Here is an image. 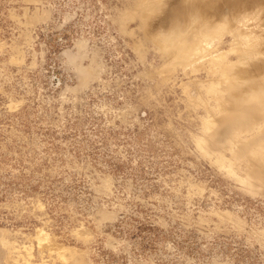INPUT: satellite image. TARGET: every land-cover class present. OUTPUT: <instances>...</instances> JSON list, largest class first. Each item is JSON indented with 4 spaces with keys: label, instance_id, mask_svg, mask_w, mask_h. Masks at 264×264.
Here are the masks:
<instances>
[{
    "label": "rangeland",
    "instance_id": "1",
    "mask_svg": "<svg viewBox=\"0 0 264 264\" xmlns=\"http://www.w3.org/2000/svg\"><path fill=\"white\" fill-rule=\"evenodd\" d=\"M223 1L0 0V264H264V0Z\"/></svg>",
    "mask_w": 264,
    "mask_h": 264
},
{
    "label": "bare ground",
    "instance_id": "2",
    "mask_svg": "<svg viewBox=\"0 0 264 264\" xmlns=\"http://www.w3.org/2000/svg\"><path fill=\"white\" fill-rule=\"evenodd\" d=\"M243 1H245V0H224L223 3H222V5L220 6V8L221 9H226V8L232 6V5H236L237 3H243L244 4L245 2H243ZM260 1H263V0H258L257 2H260ZM256 72H257V77L260 75V78L259 79H262L261 82H263V79H264V69H262V68L256 69ZM262 84L259 85L260 86V89L264 85V84L263 85ZM259 86H258V88H259ZM258 88H257V91H258ZM263 88H264V86H263ZM257 91H256V93H258ZM261 92H262V90H261Z\"/></svg>",
    "mask_w": 264,
    "mask_h": 264
}]
</instances>
